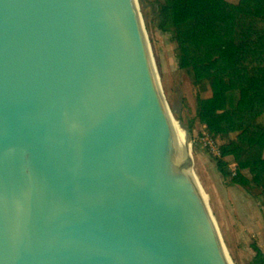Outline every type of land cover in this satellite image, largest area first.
I'll return each instance as SVG.
<instances>
[{
    "label": "water",
    "instance_id": "obj_1",
    "mask_svg": "<svg viewBox=\"0 0 264 264\" xmlns=\"http://www.w3.org/2000/svg\"><path fill=\"white\" fill-rule=\"evenodd\" d=\"M174 120L137 0H0V264H234Z\"/></svg>",
    "mask_w": 264,
    "mask_h": 264
},
{
    "label": "trees",
    "instance_id": "obj_2",
    "mask_svg": "<svg viewBox=\"0 0 264 264\" xmlns=\"http://www.w3.org/2000/svg\"><path fill=\"white\" fill-rule=\"evenodd\" d=\"M160 16L163 30L172 22L179 68L196 88L189 131L199 119L212 137L243 134L215 160L227 186L264 201V0H168ZM251 245V263L264 264V249Z\"/></svg>",
    "mask_w": 264,
    "mask_h": 264
},
{
    "label": "rangeland",
    "instance_id": "obj_3",
    "mask_svg": "<svg viewBox=\"0 0 264 264\" xmlns=\"http://www.w3.org/2000/svg\"><path fill=\"white\" fill-rule=\"evenodd\" d=\"M167 1L137 0L170 108L184 130H189L198 107L196 88L179 68L176 43L170 31L172 22H168V30L161 28L160 6ZM235 137L242 138L243 134L209 136L199 119L189 131L196 174L208 195L231 258L234 264H252L255 252L251 244L257 241L264 249V201L251 198L240 186H227L224 183L227 172L219 170L215 160L220 155L219 147Z\"/></svg>",
    "mask_w": 264,
    "mask_h": 264
},
{
    "label": "bare ground",
    "instance_id": "obj_4",
    "mask_svg": "<svg viewBox=\"0 0 264 264\" xmlns=\"http://www.w3.org/2000/svg\"><path fill=\"white\" fill-rule=\"evenodd\" d=\"M173 123L176 129L177 135H178V139H179L180 146L183 152V156L185 158L187 166L189 167L191 164V155L193 152L192 145L188 143L186 132L184 128L182 127V125L180 124V122L175 118Z\"/></svg>",
    "mask_w": 264,
    "mask_h": 264
},
{
    "label": "built area",
    "instance_id": "obj_5",
    "mask_svg": "<svg viewBox=\"0 0 264 264\" xmlns=\"http://www.w3.org/2000/svg\"><path fill=\"white\" fill-rule=\"evenodd\" d=\"M210 136V135H209Z\"/></svg>",
    "mask_w": 264,
    "mask_h": 264
}]
</instances>
